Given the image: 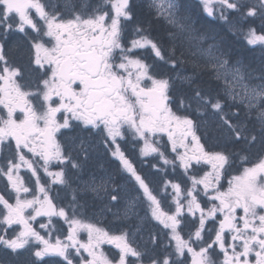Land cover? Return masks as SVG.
Segmentation results:
<instances>
[{"label":"snow or ice","instance_id":"snow-or-ice-1","mask_svg":"<svg viewBox=\"0 0 264 264\" xmlns=\"http://www.w3.org/2000/svg\"><path fill=\"white\" fill-rule=\"evenodd\" d=\"M198 4L258 53L231 58L189 0H145L147 20L133 0H0V248H34L45 264H264V0ZM152 20L170 29L167 49ZM14 32L37 66L29 90L5 52ZM121 141L182 182L165 179L155 193ZM100 147L115 172L94 160ZM97 163L102 175L80 178ZM97 203L91 216L111 214L118 232L92 222ZM151 221L162 227L144 235Z\"/></svg>","mask_w":264,"mask_h":264},{"label":"trees","instance_id":"trees-1","mask_svg":"<svg viewBox=\"0 0 264 264\" xmlns=\"http://www.w3.org/2000/svg\"><path fill=\"white\" fill-rule=\"evenodd\" d=\"M189 3L192 8V12L195 15V18L197 20L198 24H203L205 26L214 28L217 32H219L221 35L225 37V43L228 46L230 52H231V58L235 59L237 56H239L242 59L248 60L252 56L256 55L258 53V50L250 51V49L244 44V42L241 39H238L236 36H233L231 33L227 32L226 27L219 24V22L212 20V18L208 17L206 14H204L200 8L199 4L196 0H189ZM134 5L137 10V14L139 17H143L145 20L149 19L147 9L144 6L145 2H134ZM147 26V25H145ZM167 31L169 29H166L165 26L163 25L162 22H157L155 20H152V28H151V35L153 38H155L159 43H161L165 49L169 47V40L167 37ZM131 38V37H129ZM7 48L10 53H8L9 59L12 60L15 63V59H17L21 54L23 57V61L25 60V55L27 53V44L26 43H21V41L17 38H9L7 41ZM139 55H142L147 63H153V57L149 53H143V52H138ZM180 55V49H177V56ZM188 72H192L194 69L190 65L185 66ZM160 72L166 71V66L163 64H157V69ZM207 77L205 76V79ZM214 135V132H212ZM139 146L134 150V153L136 155L134 156V161L136 163L137 167H140L141 170L139 171L140 173L144 174H151L152 178L158 182L157 184L163 183L161 176L159 173L152 168H150V164L156 163L155 160L152 158H149L147 160V164L141 163V158L137 155ZM238 158V157H237ZM140 163V164H139ZM142 164V165H141ZM93 165V164H92ZM98 165V163H97ZM95 168V166H94ZM159 187V185H158ZM60 191H63V189H59ZM67 201L70 198H64ZM89 210V209H88Z\"/></svg>","mask_w":264,"mask_h":264},{"label":"flooded vegetation","instance_id":"flooded-vegetation-1","mask_svg":"<svg viewBox=\"0 0 264 264\" xmlns=\"http://www.w3.org/2000/svg\"><path fill=\"white\" fill-rule=\"evenodd\" d=\"M19 33V32H18ZM20 35V41L21 43H27L24 40V37L21 33H19ZM31 59H34V56L32 54H30L28 47H27V53L25 55V60L23 61V57L22 54L15 59V64H13L14 66H18L21 68L22 73H23V78L19 79L18 78V82L22 83L25 85V90H29L30 88H34V84H35V80L37 79L36 77V73H34L32 71V68H35L37 66H35L34 64L31 65L30 67V63H31ZM40 79H42L43 77H39ZM62 120V117H61ZM65 132V135H72V133L68 132L67 130H63ZM93 143H95V140H93ZM122 149L126 152V155H128L129 159H130V155H132V151H133V147L131 145V143H124V142H120ZM99 157L100 161H102L104 163V168L108 171V172H115V170L118 167V161L114 160L113 158H111L110 156H108L102 147L96 149V151L93 153V158L94 160ZM97 165V164H93L92 166ZM98 170L95 171L97 175H102L103 173L99 171V166L97 167ZM87 170V169H86ZM86 170L80 174V178L82 179V177H84L86 175ZM178 171H180L179 169H177ZM93 170H90V173H93ZM24 174V170H22V175ZM28 176H30V173L27 174ZM165 179H171L170 174H168L167 176H163V180ZM5 186V181L4 180H0V191H2L4 189ZM226 186V184H225ZM56 188H54V191ZM41 221H47L46 219H40L39 217L37 218V222H33L34 227L39 228V223H46V222H41ZM148 228L145 229V235L148 234L149 231H151V228L149 227V224L147 225ZM211 226V225H209ZM66 227H64L65 231H64V235H66ZM162 226L159 225V228H161ZM16 231H19V229L17 228ZM42 234H45L42 231ZM59 234V233H57ZM185 238H187V236H185ZM54 239V237H53ZM81 239H87L86 233H82L81 234ZM102 248L104 249V251L106 253H108L109 255L115 254L117 252V250H115L112 246L109 245H103ZM34 248L29 249L28 246H26V249H22V250H18V254H13L11 253L10 250H5L3 248H0V260H3L5 262H7V264H30V261H34L35 264H45V262L47 260H49V257H44L41 259L35 258L34 256H30V251H33ZM157 252H159V249L156 250ZM86 255V254H85ZM145 264H147V259L145 260Z\"/></svg>","mask_w":264,"mask_h":264},{"label":"rangeland","instance_id":"rangeland-1","mask_svg":"<svg viewBox=\"0 0 264 264\" xmlns=\"http://www.w3.org/2000/svg\"><path fill=\"white\" fill-rule=\"evenodd\" d=\"M110 7V6H109ZM206 46V45H205ZM99 207H100V205H99V203H97V206H96V208H92V209H90V212L88 211V213L90 214V218H91V220H92V222H96V220L95 221H93V219L95 218V217H103V216H91V213L93 212V211H98V209H99ZM117 207H120L119 205H117V206H115V207H113V211H116V208ZM142 213V212H141ZM112 215L110 214H108V215H106V216H104V217H106L107 219H110V217H111ZM112 220H109V224H108V226H111L112 227V222H114L115 220H114V217L112 216V218H111ZM101 224V227H103V224L102 223H100ZM116 226H119V225H114L113 227H112V229L110 230V231H113V232H118L119 230H120V226L119 227H116ZM108 229V228H107ZM109 230V229H108Z\"/></svg>","mask_w":264,"mask_h":264},{"label":"bare ground","instance_id":"bare-ground-1","mask_svg":"<svg viewBox=\"0 0 264 264\" xmlns=\"http://www.w3.org/2000/svg\"><path fill=\"white\" fill-rule=\"evenodd\" d=\"M117 182H120V180L118 179Z\"/></svg>","mask_w":264,"mask_h":264}]
</instances>
